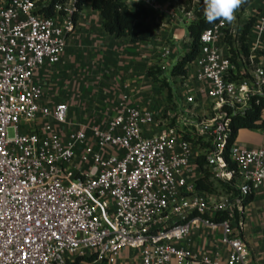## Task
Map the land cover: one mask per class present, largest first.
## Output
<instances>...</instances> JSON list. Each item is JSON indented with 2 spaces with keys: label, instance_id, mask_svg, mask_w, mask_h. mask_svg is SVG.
I'll use <instances>...</instances> for the list:
<instances>
[{
  "label": "built area",
  "instance_id": "obj_1",
  "mask_svg": "<svg viewBox=\"0 0 264 264\" xmlns=\"http://www.w3.org/2000/svg\"><path fill=\"white\" fill-rule=\"evenodd\" d=\"M168 1L163 8L158 0H125L152 11L159 25L163 14L185 25L196 20L200 0L190 9ZM48 3L0 0V264L88 256L106 264L123 249L136 250L139 264H261L245 240L244 199L264 186V143L235 139L227 158L225 150L233 116L264 89V54L253 53L264 3L248 57L239 51L241 26L217 21L202 31L189 69L196 90L188 79L179 84L160 119L123 93L105 127L88 131L64 129L68 104H50L37 81L43 65L61 60L76 24L74 0L47 17ZM225 37L237 64L218 46ZM199 158L211 181L236 193L197 190ZM196 234L217 246L198 254Z\"/></svg>",
  "mask_w": 264,
  "mask_h": 264
},
{
  "label": "rangeland",
  "instance_id": "obj_2",
  "mask_svg": "<svg viewBox=\"0 0 264 264\" xmlns=\"http://www.w3.org/2000/svg\"><path fill=\"white\" fill-rule=\"evenodd\" d=\"M264 0H255L246 10L247 22L251 17L255 20L263 7ZM249 14V15H248ZM245 17V18H246ZM245 20V19H244ZM126 39L107 41L102 35L100 17L90 7L87 1L79 12L74 32L67 39L64 54L56 64H45L37 72V81L44 90V96L50 104L66 102L69 106L68 122L64 129L69 130L83 126L85 130L91 127L104 128L114 116L119 96L125 91V70L127 67V51L133 53L127 46ZM222 41H218V46ZM253 46V44L251 45ZM256 45L252 48H254ZM138 50V49H137ZM135 51V50H133ZM142 60L138 64V73L142 83L136 102L140 107H146L159 115L164 113L167 103H161L162 89L159 84L146 75L151 66L166 65L161 59H152L146 54V49L139 48ZM134 55V54H133ZM140 55V54H139ZM158 57V56H156ZM61 65V67H60ZM168 70L162 71L159 77L168 79ZM179 84V83H178ZM177 82L173 83V88ZM154 95L150 100L137 99ZM155 96L157 98H155ZM9 135H13L9 131ZM214 191L225 189L220 183L213 181ZM259 229L255 227L249 242L254 241L260 247L264 246V219L259 221ZM246 226L244 225V230ZM257 230V232H255ZM206 238V237H205ZM216 240L215 238L213 239ZM249 245V244H248ZM251 246V245H249ZM257 248V247H256ZM251 255L253 250L250 251ZM255 261H262L264 256H255Z\"/></svg>",
  "mask_w": 264,
  "mask_h": 264
},
{
  "label": "trees",
  "instance_id": "obj_3",
  "mask_svg": "<svg viewBox=\"0 0 264 264\" xmlns=\"http://www.w3.org/2000/svg\"><path fill=\"white\" fill-rule=\"evenodd\" d=\"M68 0H49L47 7L43 8L45 16L53 15V7L57 3H64ZM90 1V7L93 11L99 13L101 19L102 30L112 36L114 39H121L127 37L131 43H137L147 41L153 35L154 30L159 27L158 23H155L156 18L152 11L146 10L142 7H131L125 0H74L75 11L72 14V20L76 23L79 12H81L84 4ZM186 9L192 7L193 0H179ZM196 10V20L187 24L186 31L188 36V48L187 50L176 60V62L168 69V79L159 77L161 69L159 66H151L146 71V75L153 81L157 82L160 88L166 91V107L172 104L173 94H179L180 85L187 79L189 80V74L191 73V63L195 60L200 49V35L203 30L212 27L215 23H206L203 14V0H200ZM255 21L254 17H251L249 21L244 25L241 36L239 51L242 56L248 57L251 54L248 41V33L250 27ZM227 52H232L230 60L237 64L235 53L231 48V42L227 37L224 39ZM257 56L264 54V47L253 51ZM190 69V70H189ZM177 82V87L173 88V83ZM179 83V84H178ZM175 90V91H174ZM264 110V89L262 95H256L251 97L249 107L243 112V114H237L232 118V130L227 140L225 155L227 158V149L236 139V135L239 129L245 128L250 130L263 131L264 119L261 118V112ZM200 171L202 175L196 180V189L207 192H214L212 188L213 181L210 180L207 169L203 167V159H198ZM233 167V164H231ZM225 189L224 193H236L235 187L228 183H220ZM222 192V191H219ZM253 199V194L244 199V206L249 204ZM95 256H88L85 258H77L72 264H76L81 260L93 261Z\"/></svg>",
  "mask_w": 264,
  "mask_h": 264
},
{
  "label": "crops",
  "instance_id": "obj_4",
  "mask_svg": "<svg viewBox=\"0 0 264 264\" xmlns=\"http://www.w3.org/2000/svg\"><path fill=\"white\" fill-rule=\"evenodd\" d=\"M254 1L255 0H247V3L243 5L236 12V20L234 22L238 28L239 26H241L240 33H242L243 27L247 23V17L244 16V14L246 13V10L250 6V4ZM158 2L160 6H162L163 8H166L169 3L168 0H158ZM89 5H90V1H89ZM94 12L97 15H99L98 12L96 11ZM163 15H164V19L162 18L163 23L159 25V27L156 30H154L152 37L148 39L147 41L131 43L127 37L121 38V39H126V42L124 41V44L126 45L127 43L129 45L127 47L133 52V53H130L129 50L127 51V57H128L127 67L128 68L125 70L126 72L125 73V83L123 86L125 91L123 93L129 94L131 101L136 105L138 104L136 102L135 95L138 94L139 89H141V86H142V83L140 80L141 78L138 73V64L142 60V55H141L142 52L139 53V48H141V50L145 48L146 54L151 56V60L152 59L163 60L165 64L168 66V69H170V67L176 62V60L188 48L189 42H188V36H187V31H186L187 25H185L184 23H178L174 20H171L166 14H163ZM100 27H101V19H100ZM102 35L105 36L107 41L121 40V39H117V40L114 39L112 36L106 34L103 30H102ZM247 37H248L247 44L249 46V49L252 50L253 49L252 47L255 44V35L253 31V25L250 27ZM227 38L229 39V37ZM256 40H257V49H262L264 47V34L258 39L256 38ZM221 41H222V44L220 45V49L222 53L223 54L230 53L232 56V52L230 51L227 52V47L225 46V42L223 40ZM252 44L253 46H251ZM166 51H168V54L164 57L163 54ZM242 65H245V64H242ZM191 77H192V73L189 74V81L192 82L191 83L192 87L193 89L196 90L197 84L193 82ZM139 93L142 94L145 92H139ZM141 94L137 95V96H141V97H138L137 99L141 98L142 100H146V99L150 100L154 98V95L151 96L152 98L150 97L142 98ZM158 96L161 98L160 100L161 103L163 102L166 103V91L162 90L161 94ZM155 98L157 97L155 96ZM261 118L264 119V110H262L261 112ZM236 142L246 145L248 147H255L260 144H263L264 143V130L257 131V130H250V129H245V128L239 129L236 135ZM262 219H264V186L261 189H259L255 194H253L252 201L249 204H247L244 208V225L246 226V229L244 230V236H245L246 242L249 245H251L249 246L250 251L253 250L252 256H253L254 262L256 260L254 255L260 258L264 256V246L260 247V244L256 245L254 241L249 242V240H250L252 232L255 230L254 229L255 227H258V232H260L261 229H259L260 227L259 221H262ZM255 232H257V230ZM191 243H192L193 248L196 250L198 254H202L206 248H209V245L211 247L217 246V240L214 241L212 238L206 239L203 236H200V235L197 236V234L191 237ZM76 264H104V263H100L99 261H96V260H93V261L81 260ZM106 264H139V253L136 250L123 249L113 259V261H111L110 263H106ZM261 264H262V261H261Z\"/></svg>",
  "mask_w": 264,
  "mask_h": 264
},
{
  "label": "clouds",
  "instance_id": "obj_5",
  "mask_svg": "<svg viewBox=\"0 0 264 264\" xmlns=\"http://www.w3.org/2000/svg\"><path fill=\"white\" fill-rule=\"evenodd\" d=\"M246 3L247 0H203L205 21L209 24L217 21L232 24L236 20V12Z\"/></svg>",
  "mask_w": 264,
  "mask_h": 264
}]
</instances>
